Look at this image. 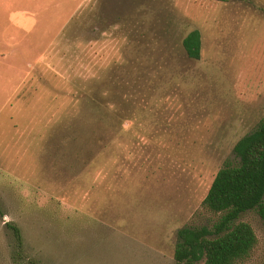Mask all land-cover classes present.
<instances>
[{
	"label": "rangeland",
	"instance_id": "374dc122",
	"mask_svg": "<svg viewBox=\"0 0 264 264\" xmlns=\"http://www.w3.org/2000/svg\"><path fill=\"white\" fill-rule=\"evenodd\" d=\"M263 117L264 0H0V264H174Z\"/></svg>",
	"mask_w": 264,
	"mask_h": 264
},
{
	"label": "trees",
	"instance_id": "16d2710c",
	"mask_svg": "<svg viewBox=\"0 0 264 264\" xmlns=\"http://www.w3.org/2000/svg\"><path fill=\"white\" fill-rule=\"evenodd\" d=\"M190 58L201 56V35L191 31L182 41ZM217 171L201 207L218 218L211 225L184 226L177 231L174 264H238L258 244L253 227L240 221L243 213L257 210L264 218V117L233 148ZM14 239L16 264H43L25 254L21 230L6 223Z\"/></svg>",
	"mask_w": 264,
	"mask_h": 264
}]
</instances>
